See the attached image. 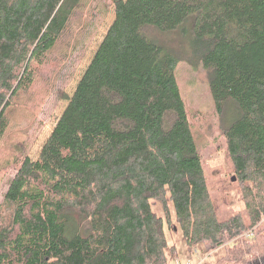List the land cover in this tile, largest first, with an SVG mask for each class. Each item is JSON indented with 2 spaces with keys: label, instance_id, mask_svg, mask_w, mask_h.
I'll list each match as a JSON object with an SVG mask.
<instances>
[{
  "label": "trees",
  "instance_id": "trees-1",
  "mask_svg": "<svg viewBox=\"0 0 264 264\" xmlns=\"http://www.w3.org/2000/svg\"><path fill=\"white\" fill-rule=\"evenodd\" d=\"M110 1L114 18L72 95L61 96L63 112L36 160L23 155L19 184L4 194L0 264H169L175 248L152 210L160 203L169 218L166 191L189 250L225 247L230 264H256L259 253L249 254L264 230V0ZM87 4L0 0V144L12 99L31 90L38 69L58 63L54 51ZM187 24L185 58L207 72L238 211L206 179L175 76L183 58L149 32Z\"/></svg>",
  "mask_w": 264,
  "mask_h": 264
},
{
  "label": "rangeland",
  "instance_id": "rangeland-1",
  "mask_svg": "<svg viewBox=\"0 0 264 264\" xmlns=\"http://www.w3.org/2000/svg\"><path fill=\"white\" fill-rule=\"evenodd\" d=\"M85 2L88 3L87 7H84L83 12L75 19L64 40L54 51V60L58 63L38 69L31 90L11 100V106L6 113L9 127L0 144V218H7L2 206L3 197L8 188L19 184L16 173L23 155L33 161L38 157L42 145L67 104L61 96L72 95L114 18L112 1L85 0ZM184 29L170 34H160L151 30L149 32L159 45L172 49L183 58L177 64L175 76L201 155L206 179L209 187L213 188L211 192L219 196L226 195L232 210L238 211L243 205L238 200L236 192L230 191L232 188L230 164L223 137L225 124L221 121L211 97L207 72L201 65H193L185 58L187 41L191 34L190 25L187 24ZM51 58L52 55L49 62ZM166 194L169 218H166L160 203L152 205V210L158 217L163 218L168 249L171 246L175 248V258L169 264H230V259H227L228 250L225 247L212 251L202 244L192 250L186 247L168 191ZM261 222L264 226V218ZM256 235L258 237L254 244L252 243L249 258L253 257V252L259 253L256 264H264V253H260L258 249L259 245L264 244V230L262 234L256 232Z\"/></svg>",
  "mask_w": 264,
  "mask_h": 264
},
{
  "label": "built area",
  "instance_id": "built-area-1",
  "mask_svg": "<svg viewBox=\"0 0 264 264\" xmlns=\"http://www.w3.org/2000/svg\"><path fill=\"white\" fill-rule=\"evenodd\" d=\"M245 236H246L245 238H247V237H250V236H251V234H246Z\"/></svg>",
  "mask_w": 264,
  "mask_h": 264
},
{
  "label": "water",
  "instance_id": "water-1",
  "mask_svg": "<svg viewBox=\"0 0 264 264\" xmlns=\"http://www.w3.org/2000/svg\"><path fill=\"white\" fill-rule=\"evenodd\" d=\"M233 181H235V178H233Z\"/></svg>",
  "mask_w": 264,
  "mask_h": 264
}]
</instances>
